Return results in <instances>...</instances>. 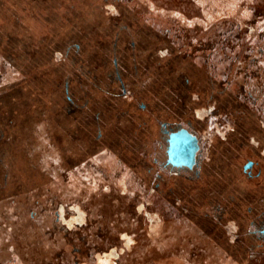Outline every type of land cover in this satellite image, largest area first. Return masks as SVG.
Segmentation results:
<instances>
[{"label": "flooded vegetation", "instance_id": "obj_1", "mask_svg": "<svg viewBox=\"0 0 264 264\" xmlns=\"http://www.w3.org/2000/svg\"><path fill=\"white\" fill-rule=\"evenodd\" d=\"M249 13L261 29L242 38L227 23L201 46L185 26L124 25L105 70L79 42L16 39L15 56L0 53V100L19 98L14 117L0 104V264H148L161 233L176 260L263 253V201L230 194L233 150L254 155L243 175L264 164V15ZM23 82L48 100L23 108Z\"/></svg>", "mask_w": 264, "mask_h": 264}, {"label": "rangeland", "instance_id": "obj_2", "mask_svg": "<svg viewBox=\"0 0 264 264\" xmlns=\"http://www.w3.org/2000/svg\"><path fill=\"white\" fill-rule=\"evenodd\" d=\"M0 1V53L2 55L15 56L14 40L16 39L21 41V45L27 43L29 46L34 44L37 39L42 41L45 39L48 41L49 39L51 40L50 42H54V45L79 42L83 44L81 50L86 52L84 54L95 56L96 53L100 52L102 56L108 57V63L103 64L102 70L111 68V56L106 50L109 47L111 48L112 34L115 31H121L120 27L124 25H128V30L123 31H152L150 26L152 27L153 23L158 26V30L156 31H166V29L177 31L180 26H185L187 27L186 29L184 28L186 31H198L196 32V36L199 44H197L201 46L200 44L202 43V39L205 38L207 31H220L218 28H229L228 25L226 26L227 23H230L234 28L238 24L242 33L241 37L243 38V33L247 30L249 24L252 25V30L255 27L256 29H261L258 26L259 24L256 26V24L252 23V16L255 19V13L252 15L249 11L264 15V0ZM113 6L119 9L120 13L118 12V14L114 15L112 13ZM177 15H183L187 20L186 24L178 23V20L175 18ZM148 18L152 20L147 22ZM148 24L151 25L148 26ZM47 31H62V33L57 32L54 36H50ZM102 31H107L110 35ZM101 42H103V46L105 44L108 45H105V50L101 48ZM216 53H218L217 57L222 54L220 50ZM236 53H238L237 50ZM196 55L200 54L196 53ZM22 62L24 65H30L31 61L24 59ZM3 71H1L2 76L5 75ZM25 71L27 72L26 78L30 79L35 70H32V67L28 66L26 69H23V72ZM85 88L89 89L88 91H97L91 87L88 80ZM20 90H22L21 101L25 109L31 107L32 104L35 105L36 99L37 101L40 98H44L45 101L48 100L46 88L43 93H40L35 87L31 86L29 88L28 84H24L23 82ZM4 93H10V90L5 89ZM16 100L18 102L19 98H14L12 95H8L0 100L2 101L0 104L5 103V106L2 107L5 108L6 113H10L13 117L15 115ZM31 108L29 109L31 110ZM43 150L44 155H47L48 149L44 148ZM230 155L229 168L231 176L234 174L236 176H233L232 180H234L235 186L232 185L230 194L237 197L246 196V199H250L252 202L263 201L264 203V164L260 166V176L258 175V171L255 170L252 176L248 177L243 175L241 166L247 159H255L252 151L247 147L241 150H233ZM165 236H167L165 233L151 236L149 247L152 255L158 256V259H151L148 264H203V260H194L188 256H183L184 258L181 260H176L175 257L173 258L170 255L165 256V252H161L166 242L164 240ZM262 249H260L263 251L262 254H248L243 260H238L236 264H264V247ZM161 256L163 258H160ZM231 262L235 264L233 261ZM220 263H223L222 260L218 261V264Z\"/></svg>", "mask_w": 264, "mask_h": 264}]
</instances>
